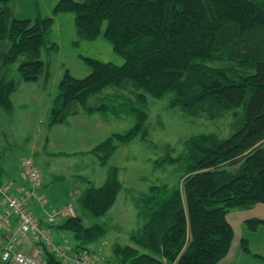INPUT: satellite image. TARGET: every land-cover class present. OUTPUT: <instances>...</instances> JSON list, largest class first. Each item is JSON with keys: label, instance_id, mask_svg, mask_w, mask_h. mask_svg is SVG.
I'll return each mask as SVG.
<instances>
[{"label": "trees", "instance_id": "16d2710c", "mask_svg": "<svg viewBox=\"0 0 264 264\" xmlns=\"http://www.w3.org/2000/svg\"><path fill=\"white\" fill-rule=\"evenodd\" d=\"M11 1L0 0V107L10 112L21 81L49 78L44 50L59 49L48 39L54 16L16 17ZM60 12L75 14L84 40L97 39L106 23L104 36L125 58L118 65L81 56L91 71L76 77L67 69L49 113L52 126L80 112L98 113L102 121L109 112L115 119L134 115L131 128L112 132L90 150L102 165L120 145L148 138L149 96L169 94V105L188 116L226 118L230 134L184 137L180 152L156 160L180 169L174 170L182 177L133 195L138 228L110 253L104 248L110 226L84 220L104 217L115 205L124 189L116 165H109L103 184L85 182L75 192V214L61 207L40 218L29 200L51 241L40 233L32 239L35 247L26 248L39 251L45 264H74L73 258L94 254L103 264H218L234 238L228 212L264 202V0H59L54 14ZM16 61L20 79L9 76ZM19 174L24 178L22 166ZM5 206L6 200L0 214ZM261 222L252 220L250 227ZM5 241L0 262L10 264L1 258ZM243 246L250 251L246 242Z\"/></svg>", "mask_w": 264, "mask_h": 264}, {"label": "rangeland", "instance_id": "374dc122", "mask_svg": "<svg viewBox=\"0 0 264 264\" xmlns=\"http://www.w3.org/2000/svg\"><path fill=\"white\" fill-rule=\"evenodd\" d=\"M58 1H11L16 17L35 19L54 16L48 39L58 43L59 49L43 52L50 73L47 81L43 77L39 82L21 81L19 88L12 93V112L0 107V181H7L10 173L18 172L23 157L33 156L46 176L45 187L53 185L62 190L63 193H59L61 204L73 200L72 194L76 189L71 186L77 187L79 183L85 185L89 181L101 185L108 177L109 165L118 166L124 189L115 205L104 217H85L84 220L87 225L97 221L110 226L104 238L105 252L110 253L116 241L127 242L130 232L138 228L139 217L133 195L153 184H175L182 177L181 171L174 170L180 169L168 163H157L156 160H161L167 154L176 155L182 150L181 139L190 135L220 131L227 137L230 134H227L228 119L188 116L180 108L169 105V94L162 98L149 96L145 107L148 112L145 125L148 138L137 136L120 145L108 164L102 165L90 150L112 132H125L131 128L135 122L134 115L125 114L115 119L116 115L109 112V118L102 121L98 113H85L52 126L48 122L49 113L65 71L68 69L76 77H84L91 71L81 56L118 65L123 64L125 58L114 50L112 43L104 36L106 23L97 39H81L73 12L54 14ZM18 65L19 61L10 65V77L20 79ZM168 144L175 149L167 150L165 145ZM46 155L49 162L45 159ZM70 205L74 209V201ZM228 218L234 228V238L229 253L218 264H264V222L258 223L255 228L250 227L252 220L264 219V202L250 208H233L228 212ZM67 235L75 242L72 233L67 232ZM244 242L250 251L244 248ZM96 255L92 256L97 258Z\"/></svg>", "mask_w": 264, "mask_h": 264}, {"label": "built area", "instance_id": "2783aa9c", "mask_svg": "<svg viewBox=\"0 0 264 264\" xmlns=\"http://www.w3.org/2000/svg\"><path fill=\"white\" fill-rule=\"evenodd\" d=\"M23 175L28 177L35 187L40 186L43 181V175L31 157H24L22 159ZM6 187H0L3 193H6ZM36 194L40 200H43V196L32 191H25L21 196H14L8 194L6 196V206L3 212L0 214V242L4 240V249L1 253V258L10 264H45V262L37 256L35 253H30L21 247V238L12 232L13 218H17L18 229L24 233L29 234L32 239L39 237L42 233L50 242V237L47 230L43 229L40 225L38 218L30 211L28 207V198ZM67 212L74 214L73 207H68ZM58 250V255L64 256L58 246L55 247ZM66 256V255H65ZM88 256L82 255L81 258H73L74 264H103L100 255Z\"/></svg>", "mask_w": 264, "mask_h": 264}, {"label": "crops", "instance_id": "0c3cea01", "mask_svg": "<svg viewBox=\"0 0 264 264\" xmlns=\"http://www.w3.org/2000/svg\"><path fill=\"white\" fill-rule=\"evenodd\" d=\"M91 114L92 113H89V115H91ZM82 115H85V112H80L79 114L74 115V116H82ZM83 153H85V152H83ZM48 157L49 156L46 155L45 159H46V161L49 162V159H47ZM20 169H21V163L18 167V172L14 173V174L10 173V179L9 180L0 181V187L5 186L6 190H7L6 193H2V191L0 190V212L2 210V205L4 203V199H6L5 196H7L8 194H12V193L20 194V193H22V191H21L22 186H25V187L31 186L29 180L22 178L20 176V174H19ZM76 176H80V175L76 174ZM44 177H46V176L44 175ZM84 186H86V185L81 184V183H79L77 187H76V185L71 186L73 189H76L72 194L73 200L72 201L70 200L69 202L63 203L62 205H58L59 204V197L61 198V196H59V193L62 194L63 193L62 190L58 189L57 187H55L53 185L45 187V180H44V185H42L40 187V191L45 193V195H44V197L46 196L45 197V203H47L48 205L47 206L45 205L44 207H42L40 205L39 200L36 197V195H33L32 198L30 199V207L34 210V212L36 213L37 216H39L40 218H43V217H45L46 212L49 211L50 209L57 210V209L64 207L68 204H71V202H73L75 200L74 194L79 193L81 191V189H83ZM16 228H17V226H14L13 230H15ZM20 238L24 241L25 246H27L28 248L35 247L32 244V240L29 238V236L20 234Z\"/></svg>", "mask_w": 264, "mask_h": 264}]
</instances>
